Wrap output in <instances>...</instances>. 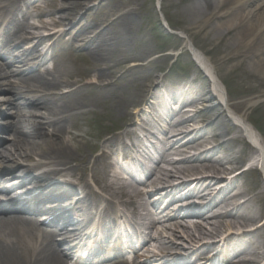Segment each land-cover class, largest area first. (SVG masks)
Here are the masks:
<instances>
[{"label":"bare ground","instance_id":"1","mask_svg":"<svg viewBox=\"0 0 264 264\" xmlns=\"http://www.w3.org/2000/svg\"><path fill=\"white\" fill-rule=\"evenodd\" d=\"M140 1L52 0L57 8L49 14L56 20L53 23L40 20L38 24L29 26V13L25 11L27 0H0V117L11 118L8 122L0 121V190L11 186V191H14V185L20 183L19 187L30 190L29 194L35 193L33 203L27 209L17 202H5V199L0 198V264H69L70 259L78 258L80 248L76 241H81L83 230L81 226L73 225L76 219L69 215L64 218L66 214L63 210L56 211L58 218L52 221L45 222L38 218L50 216L49 212L42 209V204H47L45 207L48 208L59 206L55 200L71 194L76 195L78 204L74 203L73 206L77 209L84 205L86 209L100 207L99 204L106 203V207L99 210L101 223L96 228L98 234L101 232L100 226L112 232V225L117 221L112 214L120 211L117 206L122 207L121 213L125 217L130 219L132 216L136 222L139 216L140 221L143 220V224L151 229V234L145 236V239L151 240H146L136 250L141 252L134 253L131 261L121 253L114 252L111 256L119 259L106 264H149L152 260L157 264H184L188 259L193 261L198 254L205 255L203 249L211 245H215L213 248L220 245V250L223 248L225 253L224 259L219 263L216 260V264H264V237L260 234L264 223L263 220L259 221L264 210L262 178L252 184L251 190L238 186L242 174L219 184H208L205 190L212 189L214 185L221 188V192L211 202L202 207H190L189 202H186V198L193 196L192 193L198 192L200 188L189 187L190 175L211 173L219 177L222 174H238V170L229 165L238 164L245 146L249 147L240 131L261 147L264 156V137L249 119L251 108L264 101V90L255 92L256 89L249 88L245 92L249 94L248 97L241 102H232L212 62L192 44V54L199 66L212 77L213 89L209 88L201 95V98H206L205 110L213 112L222 108L223 114L227 112L239 124L232 123V137L217 142L218 137H224L228 131L212 134L211 128L218 125L222 114L215 116L202 130H188L198 116V113L191 115L189 111V106L196 107V103L191 101L195 99L191 97L193 92L197 94L196 90L182 93L179 97L170 93L172 98L168 99L169 89L164 83L153 81L145 84L136 98L115 95L113 100L110 99L122 117H135V121L139 120L143 125L138 124L135 128L126 127V124L101 142L100 147L84 142L83 136L73 131L81 128L76 120L89 114L92 107L97 105L101 104L107 109L103 117L110 118V107L104 103L108 99L104 100L103 95L113 92L111 86H118L125 80L130 82L126 76L131 71L149 67L148 63L142 64L140 59L132 63L135 67L118 69V66L133 58L131 55L138 43L137 35L142 32ZM89 3L94 4L89 7ZM254 4L257 5L252 8ZM263 8L264 0H200L197 9L191 7L188 10L192 24H195L193 27L200 31L208 32L207 25L212 27V22H220L208 32L215 33L214 39L221 40L232 31H240V38L235 41L236 47L226 57L224 65L235 60L243 61L240 59V49L244 47L255 59V72L250 74L249 79L256 80L257 87H264V11L259 12ZM82 10H85L83 15ZM43 14L38 13V17H43ZM86 16H98V19L85 20L77 27ZM196 19L199 22L196 23ZM165 20L168 21L166 16ZM56 24L62 27V32L51 31L49 37H57L61 42L68 36L65 42L68 46L78 45L86 51L92 64L88 72L98 76L96 85L101 97H82V92L92 91L86 87L87 83L69 82L63 69L45 67L52 60L49 58L47 61L39 54L46 37L29 31L27 27L35 31L47 30L49 25ZM184 34L187 35V32L184 31ZM187 38L190 39L189 36ZM6 92L9 95L4 94ZM133 105L139 110L129 113ZM141 105H145L149 113L141 111ZM178 106L179 110L176 111ZM148 122L156 124L154 130L163 136L161 152L151 162L145 177L137 179L135 184H125L121 178L113 176L123 183L119 186L118 182L109 180L103 185L98 166L100 159L106 161L115 156L117 165L119 162L133 172L134 177L138 176V170L143 169V162L134 153L137 143L149 137L147 134L152 135ZM6 140L9 143L4 144ZM82 143L92 147V156L80 147ZM148 143L153 148L157 145L151 139ZM231 144L236 145V148L230 147ZM97 148H102L101 153L94 156ZM253 149L250 148L251 152L257 154L258 151ZM190 150L195 151V154L190 155ZM256 171L254 169L251 173L259 176ZM62 172L72 179L71 187L54 183V178ZM88 172L100 190L109 189L118 197L114 194L105 197L95 191L87 179ZM222 177L225 180V176ZM201 183L202 180L197 181V185ZM254 191L256 193L251 196ZM44 193L47 194L46 199L41 200ZM203 193L199 192L198 195ZM154 195H158L157 200L151 203L150 199ZM166 200L168 203L164 206ZM255 204H259V209L252 208ZM172 207H175L173 212L165 214ZM140 221L136 224L143 225ZM179 228L183 229V234L195 246L187 256L180 253L175 242ZM142 259H145L143 263ZM77 264L84 263L77 261ZM86 264H101V261Z\"/></svg>","mask_w":264,"mask_h":264},{"label":"rangeland","instance_id":"2","mask_svg":"<svg viewBox=\"0 0 264 264\" xmlns=\"http://www.w3.org/2000/svg\"><path fill=\"white\" fill-rule=\"evenodd\" d=\"M97 2L98 1H96L95 3ZM199 3L200 0L140 1L141 16L139 20L142 21V32L138 33L137 35L138 43L133 47V54L131 55L133 58L129 59L127 63L118 66V69H128L131 67H135L132 66V63L140 59H142V64L148 63L149 65H147L149 67H146L145 70L144 67H142L143 69L131 71L129 75L126 76V78L130 80V82L125 80V82L123 81L118 86H111L113 92L105 93L103 95L104 100L108 99L105 100L106 102L104 101V103H106L110 107V118L103 117V114H105L108 110L104 109L103 106L100 104L97 105V107H92V111L89 114L79 120H76L81 124V128L79 130L75 129L73 131L75 133L81 134L84 138V142L97 144V147H100L101 142L106 140V138H108L113 132L120 131L119 129L125 127L126 124V127L134 126L135 128H137L138 124L143 125V123H139V120L135 121V117H122V113L118 111L117 107L113 105L112 102L115 95L120 96L122 98H128L129 96L131 98H136V96L140 93L142 87L145 84H148L150 81H153L154 83L162 82L164 83L163 85H165L169 90H171L172 88H174V90L179 88L186 89V92L196 90V92L200 95H203L202 93H206L209 89V80L193 60L192 44L194 47L204 52L206 57L212 62V64L216 68L217 73H219V76L223 80L226 92L227 94H229L228 98L231 99L232 102H241L246 97H248L249 94H246L245 92L249 90V88L256 89L254 90L255 92H261L264 90V87H257L258 82H256V80L249 79L251 76L250 74L255 72V69L253 68V62L255 61V59L254 57H252L251 53L245 51L246 49L244 47L240 49V59L243 61L239 62V60H235L227 65H224L226 57L229 56L236 47L235 41L240 38V31H232L229 34L225 35L221 40H218L213 38L215 37V33L208 32H210V30H212L216 25H218L220 23L219 21L212 22V27H209V25H207L206 27L208 32H206L205 30L200 31L199 28L193 27L195 24H192L193 22L191 21L188 10L191 7L196 8ZM89 4V7H91L94 3ZM256 5L257 4H254L252 8H254ZM25 8V11L29 13V15L27 16L29 26H31V24H38L40 20L46 21L47 23H53L54 20H56L53 16L49 14L51 11H54L57 8V6L52 2V0H27V6H25ZM263 11L264 8L261 9L259 12L262 13ZM41 12H44V16L38 17V13ZM84 13L85 10H82L81 15H83ZM165 16L167 17L168 21L165 20ZM56 18L58 19V15L56 16ZM96 19H98V16H86V18H82V20L76 26H81L85 22V20L94 21ZM195 22L197 23L199 22V20ZM27 28L29 29V31L40 33V35H46L51 31H58L59 33L62 32V27L58 26L57 24L49 25V28L47 30L41 29L35 31L33 28ZM184 31L187 32V35L184 34ZM216 34L218 33L216 32ZM188 36L191 40L187 38ZM68 39V36H66L65 40L61 42H59L60 40H57V37L52 39V51L54 52V56L52 60H50L51 68L53 69V67L56 66L58 67V70L61 68L63 69V71H66V80L69 82L80 81L85 84L87 83L89 86L87 85L86 87L92 89V91L86 90L82 92V97H101V92L96 85L98 83V76H96L95 73H89L90 70L88 69V67L92 65L89 61L90 59L88 60L89 56H87L86 51L80 48L78 45L68 46L66 44ZM47 40L48 38H45L44 41ZM143 52L147 53L148 55L143 56ZM160 55L165 56V58H161ZM63 90H65V88ZM4 94L9 95V93L7 92ZM196 97H198L196 98L197 101H195V99L192 101L196 102V107L193 108H196L198 112H195L193 114L198 113V116L196 118V121L194 123L192 122L191 125L188 127V130H202L208 123H210L215 118V116L222 114V119H220L218 125H213V127L211 128L212 134L218 135L221 130L228 131L226 132V137H218L217 142H221L224 139L232 137L233 124L229 120L227 112H224L223 114L224 110L222 108H217L213 112L206 111V103L204 101L206 100V98L202 96V99L197 95ZM138 110L139 108H137L136 105H133L130 107L129 113L137 112ZM143 110L144 113H149V110L146 108L145 105H141V111ZM141 113V115H143V112ZM143 117L146 119L145 115H143ZM10 119L11 118L7 116L0 117L1 122H8L7 120ZM249 119L260 130L264 137V101L257 103L253 108H251L249 113ZM149 123V127L153 129V124L151 122H148V124ZM106 132L109 135L107 134L105 135V137L104 134ZM240 134L241 137L243 136L245 138L244 132L240 131ZM4 135L7 136V134ZM157 136L161 139L163 135L157 132ZM7 143H9V140H6L4 142V144ZM80 147L84 149L87 155L92 156L91 146L87 147L86 144L82 143ZM230 147L236 148V145L231 144ZM250 148L253 149L254 147H252L250 144L249 147L245 146V151L242 154V157L238 164L229 165V167H235V170H241L242 168H244L243 166L246 165L249 160L253 159L252 164L254 165V167H256L255 169L257 170L256 172L259 173V176H257V174L251 173L254 169L251 171L246 170L242 173V178H240L238 182V186L247 190H251V186L255 183V181H260L261 178L264 181V174L262 173V171L257 169L258 163L255 158L256 154H253ZM101 149L102 148H97L94 153V156L99 155L101 153ZM189 154L193 155L195 154V151L190 150ZM94 156L92 157V160L94 159ZM98 162L99 174L101 175L99 176L101 177L100 179L102 184L103 182L105 183V181L107 182L109 180L114 181L116 183L118 182L119 186L123 182L127 184V182H125V179L123 178L121 179L123 180V182L115 180L113 178V174L110 171V160L101 161L100 159ZM201 175L211 176V173H204ZM226 175L227 174H222V176ZM190 176L193 178L200 175ZM87 179L92 185L93 189L97 192H100L103 196L109 197V194H114L116 197H118L113 191L109 189L103 191L102 189L100 190L98 187L93 185V178L90 172L87 173ZM129 183L135 184L136 182L130 180ZM100 187L102 186L100 185ZM255 193L256 191H254L251 196H254ZM179 197L177 199H180ZM155 200L156 197L152 196L150 202L152 203ZM181 200L182 199H180V201ZM117 207L121 211L122 207ZM173 208L175 207H172L170 211H166L165 214H171L173 212ZM252 208L259 209V204L253 205ZM261 214L259 221L263 220L262 222L264 223V210L261 212ZM207 227L209 226L207 225ZM177 234L178 237L175 239V242L180 248V253H183L182 255L187 256L189 253H191V250L195 248L194 243L189 237L183 234L182 228L178 229ZM260 234L262 237H264V229L260 231ZM143 261H145V259H142V263ZM68 263L73 264V262L71 261H69ZM149 264H157V262H155V260H152Z\"/></svg>","mask_w":264,"mask_h":264}]
</instances>
